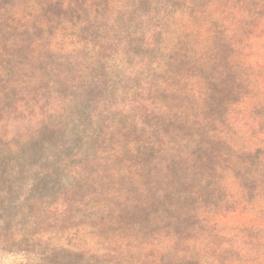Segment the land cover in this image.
<instances>
[{
  "label": "rangeland",
  "instance_id": "rangeland-1",
  "mask_svg": "<svg viewBox=\"0 0 264 264\" xmlns=\"http://www.w3.org/2000/svg\"><path fill=\"white\" fill-rule=\"evenodd\" d=\"M244 6L0 0V264H264Z\"/></svg>",
  "mask_w": 264,
  "mask_h": 264
},
{
  "label": "trees",
  "instance_id": "trees-1",
  "mask_svg": "<svg viewBox=\"0 0 264 264\" xmlns=\"http://www.w3.org/2000/svg\"><path fill=\"white\" fill-rule=\"evenodd\" d=\"M246 1H249V2H250L251 0H237V2H239V3L242 5V7H243L242 9H243V10L245 9V8H244V7H245L244 5L246 4ZM230 35H231V33H230V30H229V31H228V34H227V37L229 36V38H230ZM227 42H230V41L227 40ZM230 43H231V42H230ZM245 64H246V63H245Z\"/></svg>",
  "mask_w": 264,
  "mask_h": 264
}]
</instances>
